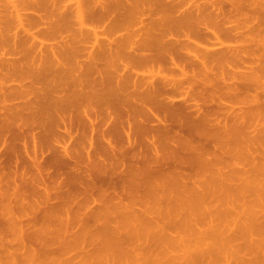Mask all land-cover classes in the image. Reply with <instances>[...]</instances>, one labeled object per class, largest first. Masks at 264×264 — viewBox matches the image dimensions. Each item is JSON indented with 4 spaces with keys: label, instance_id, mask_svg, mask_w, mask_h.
I'll return each instance as SVG.
<instances>
[{
    "label": "rangeland",
    "instance_id": "obj_1",
    "mask_svg": "<svg viewBox=\"0 0 264 264\" xmlns=\"http://www.w3.org/2000/svg\"><path fill=\"white\" fill-rule=\"evenodd\" d=\"M77 3H80L81 5L83 4L82 11H84L82 12V15L85 21V27L83 28L80 26L82 23L79 21L78 16H76L78 15L76 13ZM75 4L76 6L74 7L73 5ZM163 37L170 45L171 41H174L175 43L177 42L176 45H173L176 48L175 50L174 48H170L175 51V53H171L172 56H168L170 55V52H164L161 54V51L156 50L151 53L150 50V52L146 50V47L144 46L145 44L150 43V46L151 42L153 43V39L160 41ZM97 39L98 41L100 40V43L98 42L97 44L99 45L98 48L94 43V40ZM148 39H151V42ZM163 40L162 43L161 41L160 43H164V48L168 51V46L170 45L167 46ZM120 42H124V44L121 45ZM158 43L154 40L153 45ZM222 43L223 46H228V48L223 47L225 48L224 50L227 49L230 52L228 53L226 50L224 56L227 55V58H225L226 56H223L225 59L222 58L223 60H221L220 58V61L217 62L214 58V54L222 52ZM42 44L45 45L43 46ZM107 44H109L113 51H110L107 56H104L103 49H108L109 46L105 47L103 45ZM111 44L114 46L112 47ZM141 44L144 46L143 48H145L143 51H148L146 52L148 55L156 54L155 52L160 53L159 56L157 55L158 53L155 55L157 56V60L155 59L156 61L160 58V61H158L159 65L157 62L155 63L158 65L156 68L154 64L150 62H148V64L151 66H146L148 65L147 63L144 65L132 63L133 59L129 55L130 53L132 54V51L135 52V50H138L136 52H139L138 54L143 52L141 51ZM122 46H125L128 49H125V47L121 48ZM138 46L140 47L138 48ZM149 46H147V48H149ZM150 47L152 48V46ZM95 48L96 50H94ZM198 48H201L202 50ZM204 49L206 50L205 53L209 54L210 57L213 55L212 57L216 62L211 63L212 61L209 60L210 62L208 64H211L212 68H209V66H207L208 64H206V66H202L203 69L200 66L196 70L195 66V71L192 70L195 73H198L201 78L202 75L200 74L202 73L203 79L206 76H209L207 81L206 79L205 81L198 79L196 84L201 82V85L204 84V87H206L205 89L209 88L210 92L209 94L207 92L208 90H205L202 87L205 93H207L205 94L204 91L202 92V96L203 94L207 96L205 98L197 96V93H195L197 99L198 97H201V99H198L202 101L201 106L200 101L197 105L201 108L199 114L200 116L203 115V118L197 113L193 118L196 117L197 121L199 120L198 122L203 121L202 125L204 120L205 122L206 120L212 122H209V124L208 122H206L207 124L204 123L208 127L204 125L203 127L205 129L202 127L203 129L201 131L203 133L201 136L209 132V134H207L208 136L210 135V137L207 138V135H205L204 138L201 137L203 140L199 139L200 143L199 141L197 143L198 139L196 136L198 135L194 136L192 134L193 137H196L194 142L197 144L194 143L196 145H193L192 143L193 147H196L193 149L196 152L190 151L189 148H184L183 153L181 152V155L179 154L180 157L175 150H178L179 148L177 147L178 140L175 142V144L177 143L176 148L174 143L171 144L172 139L171 142L165 140L168 143H165L164 145L161 143L163 140L160 141L161 138L158 137L161 146L167 147L170 143L169 146L171 150L173 149L176 151V154H167V151H170V149L168 150L169 147H167L166 154H164L168 156L175 154L177 157L175 155V157L169 156L172 159L168 160L167 156V158L165 157V161H168L166 162L169 166L173 164V167H178L179 169H177V171L180 172L182 170L183 173L182 171L181 173L185 174V176L187 175L188 178L186 176L180 180L179 184L176 183L177 181H175V177L177 176L175 172H172L175 168L172 170V167H169L166 163L167 166L164 168H169L170 171L172 170L171 174L173 173V177H171L172 180L175 179V182L170 181L171 174L168 171V174L164 177L167 176L168 178L169 175L168 179L170 180L158 175L161 177H157L160 182H157V179L152 181L150 179V182L143 185L137 182L141 184V186H139V184L132 182L127 177H124L125 179H120L123 176H118L117 174L123 170L122 168L121 171L118 170L117 174L115 173L116 175H113L115 178L111 177L109 179L113 180L119 177L117 184L114 183L117 180L113 181V184H116L117 188L113 189L110 187L112 189H107L109 193L106 192V195L112 196V200L110 197L109 199L113 203L115 202L116 204H119V202L122 201V206L124 207L117 208L118 210H115L114 208H110V210L107 209L108 213L105 215L101 213V216L99 215L101 209H99L98 214L96 213V219L100 216V220H96L91 215L89 216L92 218L82 215H88V211L84 210L85 206L90 205L92 208V205H94L93 208L97 206L98 209V206H100L101 203L95 202L98 198L96 200L92 198L91 192L93 193L94 189H91V191L89 189L90 193L86 192V190H83L82 192L84 186H79L81 185L79 184L80 182L76 184L77 186L74 184V182H77L76 177L78 175L87 174L88 171V175L92 174V176L91 178H86L87 182H92V179L100 180V178L107 174L101 176L102 173L99 169H102V167L100 166L98 168V163H94L91 158L88 159L87 155H84L85 157L83 155V157H79V160H81L78 163L80 164L77 163L75 169H73L75 160L68 156H64V162L62 161L63 165L61 162L55 164L54 161H51L53 160L54 152L49 149L46 150L45 148V150H43L42 148L44 145L41 144L43 141H39V139H36L35 141L34 138L33 140L32 134H34L35 131L37 133L41 132L42 129L45 128L44 125L50 122L49 119H58V116L62 114L65 118L67 117L68 121H71L77 119V116H79L78 118L83 116L82 118L87 119V116L85 115L86 113L90 116H96V110H99L98 112L104 114L107 111H111L113 108H115L114 110L118 109V113L121 109L125 111V104L128 103L129 100L130 103H136L135 98L129 96V94L131 95L130 92L126 93V99L125 93H121L125 84H123L124 86L121 85L122 88L118 90V95L120 94L119 97L122 95L121 99L123 100L118 98V101H116L114 99L117 103L121 101L119 103L120 105L116 104V102L114 103V100L111 101V95L115 93L117 94V92H114L115 89L113 88H116L114 86H117V83H115L117 82L116 79H119L120 81V75L132 71V74L137 73L139 77L143 76L144 78H146L147 75L150 76L148 78H151V76L153 77L154 75L155 77L152 79H158L157 81L162 77L168 76L170 78L171 75L169 74L171 72L173 73L176 70L179 72V69L184 71V67L186 69L187 65L190 66V59L188 61L186 56L190 57L193 54H202ZM213 51H215V53H213ZM92 52H95V55L97 53L103 55V57L101 56L102 58L100 57L101 61L97 59V55V60L95 59L97 62L95 60V62H93L95 57L93 58V56L90 55ZM145 52L142 54H145ZM110 53L114 54L111 55ZM88 55H90V58L92 56L91 62V59H88ZM173 55L176 62L173 61ZM162 56H165V58L167 57L168 59H166L168 61L163 59L164 57L162 58ZM170 57L172 59H170ZM213 58H211V60H213ZM133 65L135 67L131 68ZM168 67L170 68V71ZM157 68L158 70L156 71ZM194 68L192 66L190 69ZM204 68H209L208 70H211L208 72V70H204ZM159 69L161 70V73L159 72ZM190 69L188 68L187 71ZM199 70L204 71L201 72ZM140 74L142 76H140ZM117 75L120 78H118ZM160 75L163 76L160 78ZM226 78L227 80H225ZM204 82L208 83L205 84ZM196 84L194 85L197 87ZM211 85H213V88ZM128 86H130V84H128ZM191 86L188 85L186 88L189 89L188 87ZM76 87L77 90L86 91V94L91 93V96L109 94V100L107 98L109 102L104 104L106 100H102V98L101 100L104 101L103 103H100L97 100L100 103L99 105L96 103V100H92L88 105L86 104L87 106L85 105L81 109L80 105L82 103L78 105L79 103L77 102L78 104H76L75 102L82 112L73 111L75 113L71 114L69 117L68 113H65V111L68 112L70 108H67L68 110H66L64 105L68 100L64 101L63 97L66 99L70 94L72 96L74 91L75 93H79V91L75 90ZM81 87H84V89L81 90ZM186 88L184 87V90L182 89L180 92H191V90L195 89L190 88L187 90ZM86 89L88 91L90 90V92H87ZM117 89L118 87L116 90ZM199 89H201V87H199ZM213 90L215 92H213ZM20 92H23L24 94ZM192 92L194 93L195 91L193 90ZM19 93L23 95H20ZM193 93L191 95H193ZM216 93L221 95L220 100L219 95L217 97ZM11 94L13 95L10 96ZM4 96L6 97L4 98ZM71 96L67 99L71 98L69 101L72 102L74 96L77 97V95L74 94L73 97ZM186 96L187 94L185 97ZM102 97H104V95ZM8 98H10V103ZM22 98L26 99H23L24 101H22ZM104 98H106V95ZM181 99L182 98H179L177 102H181ZM76 100L77 99L73 100V102ZM27 101H30L33 104L31 103L30 106L28 105L29 103L25 104ZM13 102L16 104H22V102H24V106L28 105L29 107L26 106L25 109L19 107L21 106L19 104V106H14L16 112L10 111L11 108L9 107L8 111L10 112H5V107L6 110L7 106H10L11 104L13 107ZM68 102L66 105L71 106V103L69 104ZM5 104L7 106H5ZM0 106V116L2 118L4 117V112L9 115L14 112V116L12 115L14 117L13 121H11L13 119L10 117L11 115L8 116L5 114V116H8H6L7 120L8 118L10 120L8 121L9 124L11 123L10 127L14 124L13 122H15V120L19 122L17 126H12L9 130L7 128L9 127L8 124L5 132L1 133L4 124H7V120L5 117V120L3 119L1 121L2 118L0 117V121L2 122H0V124L1 127H3H0L2 129H0V133L3 137L2 139L0 135V139L3 141L0 140V178H2V176L4 178L5 176L7 181L9 179L7 182L6 180L3 181L2 178L1 180L3 182H0L2 187L5 186V188L0 186L1 190L3 189L2 191L0 190V192H2L0 196L3 197H0V202H3L0 203V264H264V0H0ZM61 106L65 109L61 108ZM73 107L75 108V105H72L70 111ZM182 108L184 110L186 106H183ZM140 110L142 109L140 108ZM148 110L149 109H147L146 114V110L141 111V113H144L141 114L144 117H142L143 120H145V117L148 118L149 115H153V113L151 114L152 110L151 112ZM188 111H191L190 113H192L195 112V109ZM188 111L186 110L187 113ZM138 112L136 113L138 114ZM16 114L17 117L15 118ZM122 114L124 115L123 111ZM139 114L137 115L138 121L135 119V114L132 118L134 120L131 121L129 126L127 125L128 127L126 126V129L129 127L133 128L136 134V131H138L136 129H139L138 133L140 134V128H138L137 125L142 121L139 120ZM112 115L114 116H112V120L110 119V121H108V126H110L111 121L117 119V115ZM206 115H210L214 120L211 119V117L208 118ZM124 116H126V114ZM125 118L124 121L127 120H125ZM193 118H190L191 123L193 120L196 121V119ZM55 119H53L55 122L58 121ZM34 120H36V122ZM53 120L50 124L53 126L55 124L53 128L51 127L54 130L57 129V125L56 123H53ZM26 121H28V123H24L22 128L19 129L21 124H23L22 122ZM167 121V123L164 122V124L161 123V125H170V128L173 125L174 127L170 130V136H166L168 139L182 137L180 139L181 142H185V140H183L184 138H186V141L187 138L189 141L193 139L192 136L190 137L191 132H189V129L187 128V124L189 125V123L186 124L187 120L184 121V125H186L185 127L177 126L179 123L174 125L176 122L174 120L173 124H171L172 119L170 122V119L167 118ZM43 122L45 123L44 125ZM36 124L39 126L37 127ZM50 124L48 125L50 126ZM192 124H194V122ZM32 125L34 128L37 127L38 131L35 130L31 134L30 131L32 130ZM60 125L63 124L61 123ZM40 127L42 128L41 131H39ZM29 128L31 130H28ZM191 128L194 129V126ZM24 129L25 131L27 129V132L29 131L28 134L30 133L29 136L31 137L26 135L29 139L23 135L25 133ZM203 130H205L206 133H204ZM14 131L16 132L14 133ZM27 132L25 134H27ZM152 132H150L151 135H149L151 141L152 138H154V132ZM21 133L22 135L20 136H24L22 139L21 137L18 138ZM144 133L145 132L142 131V135L139 136L143 139H140L139 137L136 138L138 139V145L143 144V146H146L144 144H147V146L144 147L146 151L151 142L148 139V134L150 133ZM219 133L221 134V138H218L220 135ZM116 134L118 135L114 134V136L117 138L119 147L121 148V146H123L128 149L130 144H127V138L124 134L122 135L120 133V136H124L121 137L120 140L119 133ZM139 134H137V136ZM143 134H147V137H142L144 136ZM159 134L163 136V131L159 132L158 135L155 134V138L160 136ZM164 135H166V133ZM132 136L134 135L132 134ZM216 137L218 138V144ZM25 138L28 140H25ZM134 139L135 138H133V140ZM137 139H135V141ZM122 140L124 142H122ZM201 141L206 147H203L204 145ZM24 142H27V144L29 143L30 145L27 146ZM34 142L37 145H35ZM69 143L71 144V142H68L67 144L70 145ZM98 144L99 147L100 144L102 146V144H106V142L100 141ZM134 144H136V142ZM68 145L65 146L68 147ZM157 145H159V143ZM18 146L20 148H18ZM201 146L205 150L208 146L209 149H207L209 151L203 150ZM14 147L20 155L14 150ZM197 147H199L198 149L201 150V153H207L204 155V157H207L205 159L216 164L217 169L213 164V169L210 167L212 171L206 169V165L204 166L205 168L202 165L198 166L199 164L197 165L198 169L195 167V164L197 163L191 159L195 157L194 153L199 155ZM180 148L179 150L182 151ZM35 149L36 154H39L37 157ZM38 149H41L43 152L41 150L37 152ZM73 150L74 147L73 149L70 147V151ZM130 150L131 147L127 150V154L124 155L121 153L123 156L119 154V157H121L120 161L113 164L114 168L119 167L123 160L124 162L125 160L127 162L130 160L131 162L135 161L136 158L133 157V154L131 152L129 154L128 152ZM173 150L172 152H174ZM15 151L17 156L13 153ZM28 151L29 154L31 153L30 155L28 154ZM32 151H34V153ZM123 151L125 150L123 149ZM148 152L147 154H144L153 157L151 151L149 153L151 155H149ZM161 152L163 151L161 150ZM209 152L210 156L208 155ZM33 154L36 159L39 158L38 160L40 163H31L34 162L33 160L31 161V159L35 158L33 157ZM131 157L132 159L134 158V160H132ZM175 158H178L177 160L181 158V161L179 160L176 162L174 160ZM140 160L141 159L139 158V161ZM137 161L138 160L136 159L135 162ZM174 161L176 162L175 164ZM192 162H195V164L192 165ZM30 164H32V169L29 167ZM127 165L125 164V166ZM27 166L28 170L30 169V172L25 170ZM34 166L38 167V169ZM145 166H147V164L144 165V163H142V167L144 168ZM153 166L154 164H152V167ZM40 167L42 168L39 169ZM111 168L112 166L110 169ZM146 168L147 167L144 169ZM40 170H44V172H41ZM23 171L29 174L34 173L31 175L33 178L27 175V177H25L26 173L24 174ZM109 171L111 170L108 169L107 172ZM41 173L43 174L40 176ZM35 174H37L36 177H34ZM95 176H99L100 178H94ZM12 177L17 181L15 180L14 182ZM34 179H36V181ZM33 180L38 183V186L37 184L35 185V183L33 184ZM43 180H45V183H42ZM120 180H123L122 184H119L121 183ZM181 181L182 183H185L182 184ZM23 182L28 183L24 184ZM111 182L112 181H109V185L105 187L108 188ZM162 182H164V184ZM17 183V186H10L11 184L15 185ZM47 183L48 185L50 184L54 190L50 186L45 185ZM100 183L101 182L98 183V187H100ZM154 183H156V185ZM147 184H150V186ZM54 185L56 187H54ZM154 185L157 187H151ZM46 186L52 190L51 196L49 195L50 190L45 191ZM59 186L60 189L62 188V192H67L68 189V191L71 190L74 196L71 194V196H73L70 198L71 200H59V202L57 199H54L55 201H51L53 205L56 203V206H60L63 202L64 205L67 204V207L66 205L64 207L65 210H62L63 213L59 210L61 208L63 209V207L59 206V208H55L56 210L54 209L56 213L53 209L47 211L46 208L50 207L49 205H52L47 196L55 198L57 196L55 194L59 193L57 190L60 191ZM72 186L74 190L71 189ZM10 187H14L13 190L10 189ZM17 187V190H19L20 193L16 190ZM30 187H32V189ZM26 188H29L28 191L33 192V194L26 191ZM33 188L36 189L37 192L42 189L39 193L44 197H40L41 195L36 193V190ZM75 188L77 193L75 192ZM23 189L26 192H24ZM95 189L97 190V188ZM114 190L116 191L114 192ZM153 190H157V192H154ZM12 191L16 193L14 194ZM27 192L29 195L32 194L33 196L30 195V197L27 198L29 196L26 194ZM46 192L48 195L44 194ZM94 192L96 193V191ZM34 195L36 198L40 195L37 198L38 201L35 199ZM97 195L94 196L97 197ZM19 196L24 199L26 197L27 200H23ZM77 196L81 197L78 198ZM115 196H119L117 197L118 199H113ZM33 197L34 201H30ZM45 197L47 198L45 199ZM107 197L108 196L105 198ZM39 198H41L40 202ZM73 198H76V200ZM90 199H93L94 202ZM82 200H85L88 203L84 202V205ZM19 201L22 204L19 203ZM36 201L41 204L44 203V205L37 208L35 206L37 204ZM47 201L49 203H47ZM79 201H82V205L77 206ZM31 202H33L32 206ZM13 203L16 204V206ZM69 204L73 207L70 208ZM32 207L36 210L30 209ZM16 208H18L17 211ZM70 209L72 213L68 212ZM74 209L75 211L77 210V213L75 211L73 212ZM66 210L70 216H67ZM79 210L80 212H78ZM20 211L27 212V215H24L25 213L21 212V216ZM16 212L18 215L20 214L19 217L22 219L18 217ZM57 212L58 215H56ZM75 213L80 216L81 219H79V217L77 218ZM72 214L75 217H73ZM23 215L25 216L24 218ZM16 216L18 218H16ZM67 217H71L72 219H68ZM83 217L85 218L84 220H82Z\"/></svg>",
    "mask_w": 264,
    "mask_h": 264
},
{
    "label": "bare ground",
    "instance_id": "obj_2",
    "mask_svg": "<svg viewBox=\"0 0 264 264\" xmlns=\"http://www.w3.org/2000/svg\"><path fill=\"white\" fill-rule=\"evenodd\" d=\"M79 1V0H78ZM81 4L80 3H77V6H76V4L75 5H73L74 7L76 6V13L78 14V15H76V16H78V18H79V21L82 23V25H80V26H82V28L83 27H85L84 25H85V21H84V19H83V15H82V12L84 11H82V6H83V4L80 6ZM72 8V7H71ZM73 9V8H72ZM73 11H75V10H73ZM18 15V14H17ZM22 16V15H21ZM82 16V17H81ZM20 18V17H19ZM18 18V19H19ZM80 23V24H81ZM86 27H87V25H86ZM85 29V28H84ZM152 39V38H151ZM151 39L149 40L150 42H151ZM164 39V40H163ZM163 39H160V41H161V43H162V40L165 42V44H167V46L168 45H170L169 44V42L167 43V41H165V38L163 37ZM154 40H155V42H159L158 44H155V45H153V43H154ZM157 39H153L152 41H153V43L151 42V45L150 46H152V48L149 46V44H145L144 46L146 47V50H150L151 51V53H152V51L154 52V51H161L162 53L161 54H163L164 52H170L169 54L170 55H168V56H172V54L171 53H175V47L173 46V45H176V43L174 42V41H171L170 43H171V45H172V47H171V45L170 46H168V48H169V50L168 51H166L165 50V46H164V43L163 44H161L160 43V41H156ZM95 42V45L97 46V48H98V46L99 45H97L98 44V42L100 41H98V39L97 40H94ZM97 41V42H96ZM147 41V40H146ZM100 43V42H99ZM121 43V42H120ZM144 43V42H143ZM142 43V44H143ZM173 43V44H172ZM101 44H102V42H101ZM124 44V42L123 43H121V45H123ZM142 44H141V46H142ZM159 44H161V45H159ZM221 44V43H220ZM219 44V45H220ZM43 45V44H42ZM45 45V44H44ZM43 45V46H44ZM119 45V44H118ZM149 46V48H147V46ZM158 45V46H157ZM163 45V46H162ZM217 45V44H216ZM218 45V46H219ZM103 46H109V44H107V45H103ZM111 46H112V44H111ZM114 46V45H113ZM112 46V47H113ZM117 46V45H116ZM135 46H136V44H135ZM144 46H142V48H141V51H143L145 48H143ZM153 46H155V47H153ZM125 46H122L121 48H124ZM140 46H138V48H139ZM222 48L223 47H226V48H228V46H223V43H222V46H221ZM170 48H174V50L173 49H170ZM220 48V47H219ZM222 48H220V49H222ZM112 48L109 46L108 47V49H103V54H104V56H107V54H109V52L111 51H113V50H111ZM125 49H128L127 47H125ZM198 49H201V48H198ZM225 48H223L222 49V52H219V53H217V54H214V58H215V60L218 62V61H220V58H221V60H223V59H225V58H227V55H225L224 56V52L227 50H224ZM94 50H96V48L94 49ZM135 50V49H134ZM140 50V49H139ZM165 50V51H164ZM172 52H171V51ZM202 50V49H201ZM215 50H219V49H215ZM121 51H122V49H121ZM120 51V52H121ZM138 51V50H137ZM136 50H135V52H133L132 51V54L130 53V57H132V59H133V61H132V63H135V64H137V63H139V64H142V65H144V64H148V62H150V63H153L154 64V66H155V68L159 65L158 64V61H160V58L158 59V61H156L157 60V56H155L158 52H155L156 54H150V55H148V54H146V52H148V51H143V52H141L140 54H138V53H136L137 52ZM149 51V52H150ZM205 49H204V52H202V54L200 53L199 55H191L190 57H187L186 56V59H188V61H189V59H190V61H189V63H191V64H189L190 66H188L187 65V67L190 69L192 66H193V68L196 66V70H197V68L198 67H202V66H206V64H208L210 61H212L211 63H213V62H216L215 60H214V58L212 57L213 55H211V57L209 56V54H207V53H205ZM210 51V50H209ZM232 51V50H231ZM100 52H101V49H100ZM145 52V54H142V53H144ZM226 52H230V51H226ZM123 53V52H122ZM134 53H135V55H134ZM196 53V52H195ZM213 53H215V51H213ZM223 53V54H222ZM94 54V55H93ZM111 54V53H110ZM112 54H114V53H112ZM111 54V55H112ZM117 54H118V52H117ZM125 54V53H124ZM159 54L160 53H158L157 55L159 56ZM220 54H222V55H220ZM90 55H92L93 56V62H95L97 59L99 60V61H101V58L103 57V55H99L98 53L95 55V52H92V53H90ZM90 55H88V59L90 58ZM98 55V56H97ZM127 55H128V53H127ZM175 55V54H174ZM174 55H173V61L174 62H176L175 60H174ZM216 55V56H215ZM92 56H91V60H90V62L92 61ZM96 56L98 57L97 59H96ZM102 56V57H101ZM125 56H126V54H125ZM223 56L225 57V58H223ZM101 57V58H100ZM128 57V56H127ZM164 57V58H163ZM100 58V59H99ZM162 58L163 59H166L165 58V56H162ZM161 58V59H162ZM211 58H213V60H211ZM218 60H217V59ZM223 58V59H222ZM230 58L232 59V57L230 56ZM96 59V60H95ZM156 59V60H155ZM168 59V58H167ZM166 59V60H167ZM170 59H172L171 57H170ZM95 60V61H94ZM131 60V59H130ZM210 60V61H209ZM152 61V62H151ZM168 61V60H167ZM92 62V63H93ZM97 62V61H96ZM157 62V64L158 65H156L155 63ZM173 62V63H174ZM161 64V63H160ZM172 64V63H171ZM170 64V65H171ZM150 64H148V65H146V66H149ZM167 65V64H166ZM173 65V64H172ZM175 65H176V63H175ZM151 66V65H150ZM153 66V67H154ZM168 66V65H167ZM174 66V65H173ZM207 66H209V68H212L211 66V64H208ZM133 67H135L134 65L131 67V68H133ZM186 67V69H185V67H184V71H181L180 69H179V72H178V70H176V71H174L173 73L175 74H173L172 72L169 74V75H171L170 76V78L167 76V77H162L163 75H160V78L161 79H159V81H157L155 78L154 79H152L153 77H155L154 75H153V77L151 76V78H148V77H150L149 75H147V77L146 78H144L141 74H140V76H142V77H139L138 75H137V73L136 74H132L133 72L132 71H130V72H128V73H124V74H122V75H120V77L118 76V78H120V81H119V79H116L117 78V76H116V80H117V82H115V83H117L116 85L117 86H114V87H118V89L116 90V88H113V89H115V91L114 92H117V94L115 93V94H113V95H111V101L112 100H116V101H118V98H120V100H123V99H121V96L119 97V95H118V90H120V88H122L121 87V85H123V84H125V87H123V90H122V94H124L125 93V95H126V93H131V95L129 94V96L130 97H133V98H135V100H136V103H130V100H129V102L128 103H126L125 104V102H124V104L126 105H124L125 106V111L124 110H122L123 112H124V115L126 114V116H124L123 114H122V111H121V113H120V111H119V113H118V109L117 110H114L115 108H113L112 110H114V111H107L105 114L104 113H100V112H98L99 110H96L97 112V115L96 116H94V115H92V116H90V115H87V113L86 112H84V113H86L85 115L87 116V119H84V118H82V117H80V118H78L79 116H77L76 118L77 119H75V120H71V121H68L67 120V117L65 118L64 116H63V114L62 115H60V116H58V117H56V118H58V119H55V118H53V119H55V120H58V121H54L53 119H49V121L50 122H48V120H47V122H48V124H50L51 122H52V120L54 121L53 123H56V127H57V129H52L54 126H55V124H54V126L53 125H51L50 124V126L48 125V124H45L44 122H43V125L45 126V128L44 129H42L41 127H40V130L39 131H41V129H42V131L41 132H36L35 130H37L38 131V126L40 125L39 123V125L38 124H36L37 125V127H35L34 128V126L32 125L31 126V128H32V130L29 128L28 130H31L30 132H31V134L34 132V134H32V139L34 138L35 139V141H36V139H39V141H43V143L41 142V144H43L44 146H43V150H47V149H49V150H52L53 152H54V155H53V160H51V161H54V163L55 164H58V163H62V165H63V158H64V156H68V157H70L71 159H73V160H75L74 162H75V164H74V168L73 169H75V166L77 165V163L81 160H79V157L81 158V157H83L84 155H87V157H88V159H92L93 160V162L94 163H98L97 164V166H98V168L101 166L102 167V169H99V171L102 173V175L101 176H103V175H105V174H107L106 176H103L102 178H100L99 176H95L94 178H96V177H99L100 178V180H96V179H92V182H94V183H92V182H87V179L86 178H88V177H90L91 178V176H92V174L91 175H88L89 174V172L87 171V174H82V175H76L77 177H76V179H77V182H74V184L76 185L78 182H80L79 184H81V185H79V186H84V188L82 189V192H83V190L85 191L86 190V192H88V193H90L89 192V189H90V191H91V189L93 190V193L91 192V196H92V198H94V200H96L97 198V200L95 201V202H100L101 204H100V206H98V209H97V206H95L94 208H93V206L94 205H92V203L90 202V204L92 205V208L90 207V205H88V206H85L84 207V202H86L85 200L83 201V207H84V210H87L88 211V215H86V214H82V215H85V217H88L89 215H91L93 218H97V214H98V210L99 209H101L100 210V213H99V215L101 216V213L102 214H106V213H108V210L107 209H109L110 210V208L112 209V208H114L115 210L118 208H122V207H124V206H122L123 205V203H122V201H120L119 202V204L117 203H113V202H111V197L112 196H110V195H106V192L107 193H109V191L107 190V189H109L110 187H112L113 189H115V188H117V183H118V178L117 179H113V180H109L111 177L112 178H115V177H113V175L116 173L117 174V172H118V170H120L121 171V169L123 168V170L121 171V172H119L117 175L119 176V175H121V176H123L122 178H120V179H123L124 177H127V178H129L132 182H139V183H141L142 185L143 184H145V183H148V182H150L149 180L151 179V181L152 180H156L157 179V177L158 178H161V177H163V178H166V179H168L169 178V175H168V178H167V176L166 177H164L165 175H167L168 174V171L170 172V174H171V171L172 170H174V168H175V170L177 171V169H179L178 167H173V164L172 165H170L169 166V164L165 161V159L167 158V156L168 155H165L166 154V148L167 147H169L168 148V150L170 149V151H167V154H171V153H175L176 154V151H177V154L179 155H181V152L183 153V151H184V148L185 149H188L189 148V150L190 151H194V152H196L195 150H193L194 148H196V147H193V145H196L197 143H198V141H199V139H202L201 137H203L204 138V136L205 135H207V138L208 137H210V135L208 136V134H209V132H205V130H203L204 131V133H206L205 135H202L201 136V134H203L201 131H202V129L204 128L203 126L204 125H206L207 123L206 122H208V124H209V122H211V121H209V120H206V122H205V120H204V123H206V124H204L203 123V125H202V122H198L197 121V119H196V117L195 118H193L194 116H195V114L197 113V114H199L200 113V111L199 110H201V108H199L200 106H201V100H198V99H201V97H207V96H205V94H207V93H205V91H204V89L206 88V87H204V84H202L201 85V82L200 83H197L196 84V82H198L197 80L198 79H200V80H202V81H205V79H206V81H207V79L209 78V76L207 77H205L204 79H203V74L201 73L202 71H204V70H208L209 68H204V70H199V71H201L200 73V75H202V78L199 76V74L198 73H195L194 71H195V68L194 69H190V70H188L187 71V68ZM152 68V67H151ZM159 68V67H158ZM158 68L156 69V71L158 70ZM160 68H161V66H160ZM168 69H169V71H170V68L168 67ZM182 69V68H181ZM200 69V68H199ZM202 69H203V67H202ZM172 70H174V69H172ZM192 70H194V71H192ZM211 70V69H210ZM210 70H208V72L210 71ZM214 70V69H213ZM192 71V72H191ZM159 72L161 73V70L159 69ZM176 72V73H175ZM197 72V71H196ZM208 72H206V73H208ZM205 73V72H204ZM213 73V72H212ZM173 74V75H172ZM210 74H211V72H210ZM210 74H206V75H210ZM124 75V76H123ZM174 76V77H173ZM171 77H173V78H171ZM230 79V78H229ZM225 80H227V78L225 79ZM209 81V80H208ZM229 81V80H228ZM119 82V83H118ZM114 83V84H115ZM192 83H194V84H196L197 85V87L194 85V84H192ZM205 84H207L206 82H204ZM128 84H130V86H128ZM188 85H192L191 87H188L189 89L190 88H192L193 87V85H194V87L193 88H195V89H193L195 92L193 93L192 91L193 90H191V92L193 93V95H191L192 93L189 91H183V93H181L180 91H182V89L184 90V87L186 88V86H188ZM120 86V87H119ZM124 86V85H123ZM201 87V89H199V87ZM206 86V85H205ZM215 86V85H214ZM78 87V86H77ZM77 87H76V91H79V93L78 92H76L75 93V91H74V93L72 94V96H71V92L69 93L70 95L69 96H71V97H73V95L75 94V95H77V97L76 96H74V98H73V100H75V99H77L76 101H74L73 102V100H72V102L71 101H69V100H71V98H69V99H67L69 96H67L66 97V99H64V97H63V100L64 101H67L69 104L71 103V106H68V105H66L67 104V102H62L61 100V102L62 103H64V105H65V108H66V110H68L67 108H70L71 109V107H72V105H75V108L73 107V109L70 111V109H69V111L68 112H66L65 111V113H68V115H69V117H70V115L71 114H74L75 112H78V111H81L80 109L81 108H83L86 104L88 105L89 103H90V101H92V100H96V103L97 104H99L100 105V103H103L104 101H102V100H106L105 102H104V104H107L109 101V97H110V95L109 94H103L104 95V97H105V95H106V98H104V97H102L103 95H100V96H98V95H94V96H91V93H85L86 91H80V90H77ZM204 89H203V88ZM211 87L213 88V85H211ZM229 87V86H228ZM125 88V89H124ZM84 89V87L82 88L81 87V90H83ZM88 89V88H87ZM86 89V90H87ZM112 89V90H113ZM187 89V88H186ZM189 89H187V90H189ZM199 89V90H198ZM111 90V91H112ZM205 90H208L207 92L210 94V92H209V88L208 89H205ZM212 90V89H211ZM198 91V92H197ZM204 91V93L205 94H203V96H202V92ZM24 92V91H23ZM23 92H20V93H23ZM73 92V91H72ZM82 92V93H81ZM84 92V93H83ZM87 92H90V90L88 91L87 90ZM114 92H112V93H114ZM124 92V93H123ZM213 92H215L214 90H213ZM19 93V94H20ZM81 93V94H80ZM195 93H197V96H201V97H198V99H197V96H196V94ZM18 94V93H17ZM24 94V93H23ZM23 94H20V95H23ZM78 94H79V98H78ZM187 94V96L185 97V95ZM217 94V93H216ZM13 94H11L10 96H12ZM19 95V96H20ZM93 95V94H92ZM118 96V97H116V96ZM124 95V96H125ZM195 95V96H194ZM218 95H219V100L221 99V95L220 94H217V97H218ZM96 96H97V98H99V99H97L96 98ZM115 96V97H114ZM128 96V97H129ZM6 96H4V98H5ZM15 97V96H14ZM18 97V96H17ZM16 97V98H17ZM114 97V98H113ZM196 97V98H195ZM210 97V96H209ZM215 97V96H214ZM13 98V97H12ZM103 98V99H102ZM107 98H108V100H107ZM127 98V95H126V97H125V99ZM179 98H182L181 99V102H177V100H179ZM211 98V97H210ZM17 99H19V98H17ZM23 99H26V98H22V101H24ZM62 99V98H61ZM102 99V100H101ZM131 99V98H130ZM100 102H98V101ZM113 101L114 103L116 102V101ZM119 100V101H120ZM205 100V99H204ZM214 100V99H213ZM6 101V100H5ZM8 101H9V103H10V98H8ZM7 101V102H8ZM111 101H110V103H111ZM128 101V100H127ZM199 101H200V106L199 105H197V104H199ZM222 101V100H221ZM221 101H220V103H221ZM75 102H76V104H78V105H80L81 103V105H80V109H79V106L78 105H76L75 104ZM78 102V103H77ZM112 102V103H113ZM121 102V101H120ZM119 102V103H120ZM132 102V101H131ZM195 103V105H194V103ZM198 102V103H197ZM214 102V101H213ZM24 102H22V104H20L21 106H19V104H16L15 102H13V107H12V104L10 105V104H8V105H10V106H7L6 104H5V106H7V110H6V107H5V112H10V111H14V112H16V110L14 109V106H19V107H22V108H25L26 109V106L27 107H29L30 106V104L32 103V102H25V104H27V103H29L28 105H26V106H24V104H23ZM119 103H117L116 102V104H119ZM123 103V102H122ZM130 103V104H129ZM190 103V104H189ZM192 103H193V105H192ZM217 103V102H216ZM3 104V103H2ZM33 104V103H32ZM61 104V103H60ZM115 104V105H116ZM218 104V103H217ZM23 105V106H22ZM86 105V106H87ZM110 105V104H109ZM114 105V106H115ZM120 105V104H119ZM66 106H68V107H66ZM112 106V105H111ZM183 106H186V108H184V110H183ZM1 107V106H0ZM8 107L9 108H11V109H14V110H11L10 109V111H8ZM77 107H78V110H77ZM122 107V106H121ZM4 108V107H3ZM3 108H2V110H3ZM16 108H18V107H16ZM61 108H64L63 106H61ZM64 108V109H65ZM100 108V107H99ZM140 108L142 109V110H146L145 111V114H146V112H147V109H149L148 111H150L151 112V110H152V112H151V114L153 113V115L152 116H150L149 115V119L147 118V117H145V120H143L142 119V117H143V115H141L142 113H141V111L142 110H140ZM199 108V109H198ZM110 109H111V107H110ZM124 109V108H123ZM133 109H135V110H133ZM137 109V110H136ZM140 111H139V110ZM188 111V110H192V109H195V112H192V113H190L189 111H188V113L186 112V110ZM196 109H198V110H196ZM77 110V111H76ZM108 110V109H107ZM73 111H75V112H73ZM140 112V114H139V112ZM4 112V117L2 118L1 116V121L8 115V116H10V117H12L13 119L11 120V121H13L14 120V112L11 114L10 113V115L9 114H7V113H5ZM73 112V113H72ZM82 112V111H81ZM114 112V113H113ZM136 112H138V114H139V120H142L141 122H143V123H141L140 122V124H138V125H140V126H138L137 125V127L138 128H140V134L138 133L139 132V129H136V130H138V131H136L137 132V134H139L138 136H137V134L134 132L135 130H133V128H128V129H126V126L128 125H130V123H131V121L132 120H134V119H132L134 116H135V114H136V116H135V119L137 120L138 119V114L136 113ZM209 112V111H208ZM135 113V114H134ZM5 114H7L6 116H5ZM76 114H78V113H76ZM112 114H115V116L117 115V119H115L114 121H111L110 122V126H108V121H110V119L112 120V116H114V115H112ZM122 114V115H121ZM144 114V113H143ZM150 114V113H149ZM188 114V115H187ZM210 114V113H209ZM13 115V116H12ZM19 115V114H18ZM79 115V114H78ZM82 115V114H81ZM7 116V117H8ZM141 116V117H140ZM145 116V115H144ZM199 116H200V114H199ZM206 116H208V118H210L211 116L210 115H206ZM7 117L5 118L6 120H7ZM17 117V114H16V116H15V118ZM125 117H127V118H125ZM201 118H203V115L202 116H200ZM124 118H125V120L126 121H124ZM144 118V117H143ZM167 118H169L170 119V122H171V119H172V122H171V124H173V122L174 121H176L175 123H174V125H176L177 123H181L180 125L179 124H177V126H179V127H182V126H186V125H184L185 124V122L184 121H186L187 120V122H186V124L187 123H189V125L187 124V128L189 129V132H191L190 133V137L192 136V140L191 141H189V139L187 138V141H186V138H184L183 140H185V142H181L180 141V139L182 138V137H180V138H177V137H175L176 138V140H175V138H167L166 136H170V130H172V127H173V125H172V127L170 128L169 126L170 125H164L163 126V124H164V122H168L167 121ZM188 118H189V120H188ZM193 118V119H196V121H194L193 120V122H194V124H192L191 123V119ZM207 118V119H208ZM4 119V120H5ZM182 119H186V120H182ZM211 119H213L212 117H211ZM210 119V120H211ZM45 120V121H46ZM174 120V121H173ZM180 120H182V121H180ZM203 120V119H202ZM214 120V119H213ZM0 121V122H1ZM8 121H10L9 120V118H8V120H7V124L5 125L4 123V128L3 127H1V124H0V127L1 128H3V130H2V132L1 133H4L5 132V130H6V127L8 126V124H9V122ZM29 121H33V120H29ZM35 122H36V120H34ZM138 121V120H137ZM178 121H180V122H178ZM201 121V120H200ZM16 122V123H15ZM15 122H13L14 124L12 125L13 127H15V125L17 126L18 125V121H16L15 120ZM113 122V123H112ZM215 122V121H214ZM214 122H213V124H214ZM2 123V122H1ZM23 124H21V126L19 127V129L20 128H22V125H24V123H28V121H26V122H22ZM58 123V124H57ZM63 124V125H60V124ZM134 123H135V121H134ZM137 123H139V122H137ZM161 123H163L162 125H161ZM212 123V122H211ZM11 124V123H10ZM10 124H9V127H7L8 128V130H9V128H11L10 127ZM150 124H155V125H150ZM212 124V125H213ZM26 125V124H25ZM47 125V126H46ZM192 125V126H191ZM41 126H42V124H41ZM127 126V127H128ZM190 126V127H189ZM194 126V129L193 128H191V127H193ZM207 126V125H206ZM24 127V126H23ZM29 127H30V125H29ZM52 127V128H51ZM118 127H119V129H118ZM136 127V128H137ZM144 129H143V128ZM203 127V128H202ZM208 127V126H207ZM206 127V128H207ZM17 128V127H16ZM25 128V127H24ZM174 128V127H173ZM211 128V127H210ZM13 129H15V128H13ZM59 129V130H58ZM115 129H116V131H115ZM143 129V130H142ZM181 129V128H180ZM205 129V128H204ZM213 129H214V127H213ZM213 129H211V130H213ZM217 129V128H216ZM18 130V129H17ZM16 130V131H17ZM183 130V129H182ZM211 130H209V131H211ZM16 131H14V133L16 132ZM131 131V132H130ZM148 132V133H150V132H152L154 135L156 134V135H158V133L159 132H161V131H163V136L161 135V134H159L160 136H157L156 138H161V140L158 138L157 140H155L156 138H155V136L153 135V137L155 138H152V141L150 140V138H149V135H151V133L150 134H148V139L150 140V146H149V148L145 151V149H144V147H146L147 146V144H144V145H146V146H143V144L141 145V144H137L138 143V137L140 136V135H142L141 134V132ZM156 131H158V132H156ZM175 131V130H174ZM207 131V130H206ZM218 131H219V129H218ZM21 132V131H20ZM24 132L26 133L27 132V129H26V131H25V129H24ZM24 132H22V133H24ZM29 132V131H28ZM28 132H27V134H23V135H28V137H31V136H29L30 135V133L28 134ZM188 132V133H189ZM214 132V131H213ZM1 133H0V135H1ZM22 133L21 134H19V137H18V135H17V137L18 138H20L21 136L20 135H22ZM116 133H119V140L121 139V137H126L127 138V144L129 145L130 144V147H131V150L130 151H128L129 152V154H130V152L133 154V157H135L138 161L137 162H135L136 161V159H135V161H133V162H131V160L130 161H126L125 160V162H124V160L121 162V165L119 166V167H117V168H114L113 166V164H115V162L117 163L118 161H120V158L121 157H119V154L121 155V153L122 154H127V150L130 148L129 146V148L127 149V147H123V146H121V148L119 147V143L117 142V138H115L116 136H114V134L115 135H118V134H116ZM120 133L123 135L124 134V136H120ZM144 133V134H145ZM166 133V135H164ZM173 133V132H172ZM187 133V134H188ZM216 133V132H215ZM18 134V133H17ZM132 134L134 135V136H132ZM143 134V135H144ZM194 136H196V135H198V136H196L197 137V143L196 142H194V140H196V137H193V135ZM211 134V133H210ZM217 134V133H216ZM220 134V133H219ZM218 134V135H219ZM4 135V134H3ZM213 135V134H212ZM211 135V136H212ZM5 136V135H4ZM16 136V135H15ZM165 136V137H164ZM172 136V135H171ZM217 136V135H216ZM221 136V134L219 135V137L218 138H221L220 137ZM1 137H2V135H1ZM22 137H24V136H22ZM22 137H21V139H22ZM27 136H26V138H28ZM137 137V138H136ZM142 137H147V134L146 135H144V136H142ZM164 137V138H163ZM189 137V138H190ZM25 138V140H28V139H26ZM114 139V141H113V139ZM133 138H135V139H137L136 141H135V139L133 140ZM140 138V137H139ZM163 138V139H162ZM218 138L216 137V139H217V144H218ZM2 139H3V137H2ZM2 139H0L1 141H2ZM33 139V140H34ZM40 139H42V140H40ZM140 139H143V138H140ZM154 139V140H153ZM171 139H172V143L171 144H173L174 143V145H175V147H176V144H177V147H181L180 149H182V151L181 150H179V148H178V150L177 149H175L174 147V149L176 150H173L174 152H172V150H171V148H170V146H169V144L167 145V147L165 146H161V143L162 144H164L165 145V143H168V142H171ZM206 139V138H205ZM18 140V139H17ZM16 140V141H17ZM24 140V139H23ZM24 140V141H25ZM106 140V141H105ZM118 140V141H119ZM123 140H126V139H123ZM122 140V142H124ZM148 140V141H149ZM162 141L161 143H160V141ZM165 140H169L168 142H166ZM177 140H178V142H177ZM203 140V139H202ZM38 141V140H37ZM100 141H103V142H106V144H102V146H101V144H100V146L98 147V142H100ZM157 141H159V142H157ZM165 141V142H164ZM3 142V141H2ZM18 142V141H17ZM28 142V141H27ZM27 142H24V143H26L25 145H30L29 143L27 144ZM68 142H71V144L70 145H68L67 143ZM120 142V141H119ZM136 142V144H134ZM140 142V141H139ZM175 142H177L176 144H175ZM181 142V143H180ZM35 143V142H34ZM159 143V145H157ZM184 143V144H183ZM192 143H193V145H192ZM194 143H196V144H194ZM199 143H200V141H199ZM201 143H203L202 141H201ZM39 144H40V142H39ZM41 144H40V146H41ZM125 144V143H124ZM35 145H37L36 143H35ZM55 145H57V146H54ZM65 145H68V147L67 146H65ZM121 145V144H120ZM122 145H123V143H122ZM138 145V146H137ZM181 145V146H180ZM192 145V146H191ZM203 145H204V143H203ZM202 145V146H203ZM214 145H215V143H214ZM26 146V147H27ZM159 146H161V147H159ZM173 146V145H172ZM198 146V145H197ZM201 146V147H202ZM16 147V146H15ZM14 147V148H15ZM26 147H25V149H26ZM38 147V146H37ZM70 147H72V149H73V147H74V150L73 151H70ZM176 147V148H177ZM193 147V148H192ZM201 147H200V149H201ZM203 147H206V145H204ZM202 147V148H203ZM13 148V149H14ZM18 148H20L19 146H18ZM35 148H36V146H35ZM45 148V149H44ZM164 148V149H163ZM199 147H197V149H198ZM207 148H208V146H207ZM206 148V150L207 151H209L208 149ZM27 149H28V147H27ZM123 149L125 150V151H123ZM127 149V150H126ZM192 149V150H191ZM11 150V149H10ZM14 150H16L17 151V149L15 148ZM13 150V151H14ZM32 150V149H31ZM41 149H38L37 150V152H39ZM63 151V153H66V154H63L62 153V151ZM161 150L163 151V152H161ZM165 150V151H164ZM203 150H205L204 148H203ZM205 150V151H206ZM16 151L15 152H13V153H15L14 155H16L17 156V154H16ZM19 151H20V149H19ZM42 151V150H41ZM149 151V152H148ZM150 151H151V153H152V156L153 157H149L148 155H145L144 153H146L147 154V152H148V154L150 153ZM185 151H187V150H185ZM198 151V153H199V155L196 153H194V158L193 159H191V160H194L197 164H195V162L192 164V165H196L195 167H197V169H198V166H205L206 165V169H208V170H211L212 171V169H213V166L214 167H216V164H214V163H211L209 160L207 161L205 158H207V157H204V155H206L207 153L206 152H204L205 154H203V153H201V150H197ZM200 151V152H199ZM211 151V150H210ZM31 152V151H30ZM33 153H34V151H32ZM43 152V151H42ZM168 152H170V153H168ZM178 152H180V153H178ZM203 152V151H202ZM17 153H18V155H20L19 154V152L17 151ZM41 153V152H40ZM165 153V154H164ZM201 153V154H200ZM22 154V153H21ZM28 154H29V151H28ZM31 154V153H30ZM29 154V155H30ZM35 154H36V149H35ZM128 154V155H129ZM174 154V155H175ZM203 154V155H202ZM34 155V154H33ZM32 155V156H33ZM37 155L39 156V154L37 153L36 154V157H37ZM83 155V156H82ZM127 155V156H128ZM149 155H151V154H149ZM165 155V156H164ZM174 155H169L170 157L171 156H174ZM180 155H179V157H180ZM191 155H192V153H191ZM209 156H210V152H209V154H208ZM207 155V156H208ZM121 156H123V155H121ZM132 156V155H131ZM168 156V160H171L172 158H170ZM176 156V155H175ZM174 156V157H175ZM182 156H183V154H182ZM21 157V156H20ZM28 157V156H27ZM33 157H35V155L33 156ZM36 157L34 158V159H31V161L33 160L34 162H31L32 164L34 163V164H37L38 162H39V158H37L36 159ZM85 157V156H84ZM129 157H130V155H129ZM166 157V158H165ZM173 157V158H174ZM177 157V156H176ZM184 157H185V155H184ZM30 158V157H29ZM32 158V157H31ZM139 158L141 159L140 161H139ZM182 158V157H181ZM181 158H179V160L181 159ZM209 158V157H208ZM22 159V158H21ZM52 159V158H51ZM131 159H132V157H131ZM178 158H175L174 160L177 162V161H179V160H177ZM38 160V161H37ZM132 160H134V158L132 159ZM164 162H163V161ZM212 160H213V158H212ZM216 160V159H215ZM50 161V160H49ZM63 161V162H62ZM174 161V164L176 163ZM181 161V160H180ZM65 162H66V160H65ZM93 162H92V164H93ZM127 162V163H126ZM129 162H131V163H129ZM183 162V161H182ZM182 162H180V163H182ZM214 162V161H213ZM40 163V162H39ZM90 163V162H89ZM142 163H144V165H146L147 164V166H145V167H147L146 169H144L143 167H142ZM166 163L168 164V166L169 167H172V170L170 171L169 170V168L168 169H165L164 167H166L167 165H166ZM32 164H30L29 165V167H31V169H32ZM78 164H80V163H78ZM125 164L127 165V166H125ZM152 164H154V168L152 167ZM178 164V163H177ZM176 164V165H177ZM199 164V165H198ZM212 164H213V166H212ZM28 165V164H27ZM41 165V164H40ZM190 165V164H189ZM198 165V166H197ZM211 165V166H210ZM42 166V165H41ZM51 166V165H50ZM93 166V165H92ZM97 166H96V169H97ZM112 166V168L110 169V167ZM124 166H125V168H124ZM35 167V166H34ZM33 167V168H34ZM38 167H39V164H38ZM38 167H35V168H37L38 169ZM44 167V166H43ZM69 167V166H68ZM91 167V166H90ZM94 167H95V165H94ZM210 167H212V169L210 168ZM42 167H40L39 169H41ZM155 168H157V169H155ZM205 168V167H204ZM46 169V168H45ZM60 169H62V168H60ZM111 170V171H109V172H107V170ZM161 171H160V170ZM165 169V170H164ZM171 169V168H170ZM216 169H217V167H216ZM26 171L28 170V166H27V168L25 169ZM30 170V169H29ZM28 170V171H29ZM94 170H95V168H94ZM153 170V171H152ZM160 171V172H157V171ZM172 171V172H175V174H176V176L177 177H175V181H177L176 183H180V180H182L183 178H185L186 176H185V174H182L183 173V171H182V173H181V171L180 172H176V171ZM194 170V169H193ZM203 170V169H202ZM239 170V169H238ZM41 171V170H40ZM39 171V172H40ZM43 172H44V170H42ZM41 171V172H42ZM72 171V170H71ZM90 171V170H89ZM155 171H156V173H155ZM203 171H205V170H203ZM207 171V170H206ZM24 172V171H23ZM30 172V171H29ZM60 172V171H59ZM208 172V171H207ZM206 172V173H207ZM210 172V171H209ZM238 172V171H237ZM1 173V172H0ZM26 172H24V174H25ZM86 173V172H85ZM99 173V172H98ZM29 173H26L25 174V177H27V176H31L32 174H34V173H32V174H29ZM38 174V173H37ZM37 174H35V176L34 177H36V175ZM43 173H41L40 174V176L42 175ZM115 174V175H116ZM173 174V173H172ZM170 175V177L172 176L173 177V175ZM174 174V175H175ZM214 174V173H213ZM3 175V174H2ZM8 175V174H7ZM6 175V176H7ZM27 175V176H26ZM158 175H160V176H158ZM180 175V176H179ZM16 176V175H15ZM24 176V175H23ZM38 176H39V174H38ZM38 176H37V178H38ZM44 176V175H43ZM61 176V175H60ZM0 177H1V175H0ZM11 177V176H10ZM25 177H23V178H25ZM32 177V176H31ZM31 177H30V180H31ZM172 177H171V180L170 179H168V180H170L171 182L172 181H174V180H172ZM2 178H3V176H2ZM2 178H0V182L2 183L4 180H6L5 179V176H4V178L2 179ZM8 178V177H7ZM33 178V177H32ZM40 178V177H39ZM98 178V179H99ZM152 178H154V179H152ZM187 178H188V176H187ZM207 178H208V176H207ZM3 181H2V180ZM11 179V178H10ZM12 179H13V177H12ZM27 179V178H26ZM29 179V178H28ZM75 179V180H76ZM125 179V178H124ZM15 180L16 179H13V181L15 182ZM35 181H36V179H34ZM34 180H33V184L35 183V185L37 184V186H38V183H36V182H34ZM45 180H46V178H45ZM45 180H43V182L42 183H45L44 181ZM105 180H106V182H105ZM116 181V182H114V183H116V184H113V181ZM165 180V179H164ZM215 180V179H214ZM7 181V180H6ZM8 181H9V179H8ZM7 181V182H8ZM12 181V182H13ZM17 181V180H16ZM22 181H23V179H22ZM26 181V180H25ZM42 181V180H41ZM109 181H112L111 183H110V186L108 187V188H106L107 187V185H109ZM121 181V180H120ZM163 181V180H162ZM166 181V180H165ZM174 181V182H175ZM211 181V180H210ZM31 182V181H30ZM38 182V181H37ZM99 182H101L99 185H100V187H98L97 185H98V183ZM122 182H123V180L121 181V183H119V184H122ZM131 182V183H132ZM155 182V181H154ZM157 182H160L158 179H157ZM206 182H208V181H206ZM0 183V184H1ZM24 183V182H23ZM22 183V184H23ZM25 183H28V182H25ZM24 183V184H25ZM32 183V182H31ZM30 183V184H31ZM40 183V182H39ZM73 183V182H72ZM92 183V184H91ZM97 183V184H96ZM139 183H137V184H139ZM163 184H164V182H162ZM161 183V184H162ZM181 183H182V181H181ZM183 183H185V182H183ZM182 183V184H183ZM212 183V182H211ZM5 184V183H4ZM52 184V183H51ZM73 184V185H74ZM104 184H106V185H104ZM141 184H139V186H141ZM152 184V183H151ZM155 185H156V183H154ZM167 184V183H166ZM169 184V183H168ZM177 184V185H178ZM207 184V183H206ZM214 184V183H213ZM212 184V185H213ZM18 185V183L17 184H15V185H10V186H17ZM27 185V184H26ZM41 185V184H40ZM45 185H48V183L47 184H45ZM55 185H56V183H55ZM54 185V187H56ZM68 185V184H67ZM74 185V186H75ZM115 185H116V187H115ZM147 185H149L150 186V184H147ZM151 186V187H157V186ZM159 185V184H158ZM170 185V184H169ZM210 185V184H209ZM1 186V185H0ZM8 186V185H7ZM21 186V185H20ZM24 186V185H23ZM22 186V187H23ZM28 186H29V184H28ZM34 186V185H33ZM32 186V187H33ZM48 186H50V184L48 185ZM77 186V185H76ZM106 186V187H105ZM120 186V185H119ZM122 186V185H121ZM138 186V185H137ZM136 186V187H137ZM2 187V186H1ZM24 187H26V186H24ZM32 187H30L31 189H32ZM35 187V186H34ZM42 187V186H41ZM51 187V186H50ZM63 187V186H62ZM144 187H145V185H144ZM144 187H142V188H144ZM2 188H5V186H3ZM13 188L14 187H10V189H12L13 190ZM20 188V187H19ZM36 188V187H35ZM43 188V187H42ZM48 187L46 186V189H45V191H47V190H50V196H51V189L50 188H48ZM52 188V187H51ZM77 188V187H76ZM76 188H75V192L77 193V191H76ZM95 188H97V190L95 189ZM106 188V189H105ZM112 188H110V189H112ZM146 188V187H145ZM148 188V187H147ZM18 189V187L16 188V190ZM27 190L26 191H28V189L29 188H26ZM34 189V188H33ZM38 189V188H37ZM53 189V188H52ZM65 189V188H64ZM71 189H73L74 190V188H73V186H72V188ZM119 189V188H118ZM118 189H116V190H118ZM156 189H158V188H156ZM0 190H1V188H0ZM3 190V189H2ZM1 190V191H2ZM8 190H9V188H8ZM15 190V189H14ZM21 190V189H20ZM24 190V189H23ZM34 190H36V189H34ZM44 190V189H43ZM54 190V189H53ZM57 190V189H56ZM56 190H55V192H56ZM59 190L60 191H58L57 190V192H59V193H57V194H55V195H57L55 198H50V196H47L48 194H47V192L46 193H44V194H47L46 196L49 198V200H50V202L51 201H53L54 199H57L58 201L60 200H63V201H65L66 199H70V198H72L74 195L72 194V192H71V190H69L68 191V189H67V192L65 191V192H62V188L60 189V186H59ZM72 190V191H73ZM78 190H81V189H78ZM116 190H114V192L116 191ZM138 190V189H137ZM147 190V189H146ZM152 190V189H151ZM17 191H19V190H17ZM25 190H24V192H26ZM40 191H42V189L40 190ZM40 191H38L37 192V190H36V193H39ZM94 191H96V193L94 192ZM99 191V192H98ZM111 191V190H110ZM154 192H157V190H153ZM8 192V191H7ZM12 192H14V191H12ZM29 193L31 192V191H28ZM26 193V194H28L29 195V193ZM74 192V191H73ZM81 192V191H80ZM81 192V193H82ZM97 192H98V195H97ZM123 192V191H122ZM2 192H0V194H1ZM5 193V192H4ZM16 192H14V194H15ZM19 193H20V191H19ZM18 193V194H19ZM32 194H33V192H31ZM43 193V192H42ZM75 193V194H76ZM100 193V194H99ZM102 193V194H101ZM10 194H11V191H10ZM9 194V195H10ZM24 194V193H23ZM23 194H22V196H23ZM32 194H30L31 196H33ZM35 194V193H34ZM40 194V193H39ZM71 194L73 195V196H71ZM83 194V193H82ZM143 194V193H142ZM3 195V194H2ZM17 195V194H16ZM30 195L27 197V198H29L30 197ZM41 195V194H40ZM40 195H38V196H40ZM53 195V194H52ZM77 195V194H76ZM84 195V194H83ZM94 195H97V197H95ZM113 195V194H112ZM119 195V194H118ZM4 196H6V195H4ZM13 196V195H12ZM12 196H10V197H12ZM15 196V195H14ZM25 196V195H24ZM35 196V195H34ZM38 196H37V198H38ZM82 196V195H81ZM80 196V197H81ZM86 196H87V194H86ZM106 196H108L107 198H105ZM120 196V195H119ZM119 196H115V197H113V199H118L117 197H119ZM0 197H2V196H0ZM6 197H8V196H6ZM6 197H5V199H6ZM16 197H18V196H16ZM20 197V196H19ZM40 197H44L43 195H41ZM47 197H45V199L47 198ZM78 197V196H77ZM80 197H78V198H80ZM90 197V196H89ZM88 197V198H89ZM109 197H110V199H109ZM3 198V197H2ZM13 198V197H12ZM20 198H22V197H20ZM32 198V197H31ZM37 198H36V196H35V199L37 200ZM85 198V197H84ZM84 198H82V199H84ZM18 199V198H17ZM23 200H25L26 199V197H25V199L24 198H22ZM21 199V200H22ZM40 199L41 198H39V202H40ZM43 199V198H42ZM74 199V198H73ZM72 199V200H73ZM7 200V199H6ZM11 200V199H10ZM27 200V199H26ZM48 200V201H49ZM71 200V199H70ZM74 200H76V198L74 199ZM88 200V199H87ZM91 200V199H90ZM124 200V199H123ZM9 201V200H8ZM29 201V200H28ZM27 201V202H28ZM30 201H34V197H33V199H31ZM29 201V202H30ZM38 201V200H37ZM36 201V203L38 204V206H37V204L35 205L37 208H40L41 207V205H44V203L43 204H41V203H39V202H37ZM41 201H43V200H41ZM47 201V203H49ZM55 201V200H54ZM59 201V202H60ZM68 201V200H67ZM78 201V200H77ZM82 201H79L78 203H77V206H79V205H82ZM91 201H93V199L91 200ZM119 201V200H118ZM2 202V201H1ZM0 202V203H1ZM14 202V201H13ZM94 202V201H93ZM3 203V202H2ZM6 203V202H5ZM16 203V202H15ZM19 203H21L20 201H19ZM23 203L25 204V202L23 201ZM32 203L33 202H31V206H32ZM52 203V202H51ZM58 203V202H57ZM64 203V202H63ZM60 204V206L59 205H57L56 206V203L53 205V203H52V205H49L50 207H47L46 209H47V211L48 210H54L55 208H59V207H63V209L61 208V209H59L60 211H62V210H65V205H66V207H67V204ZM86 203H88V202H86ZM111 203H113V204H111ZM9 204V203H8ZM12 204V203H11ZM10 204V205H11ZM14 204V203H13ZM17 204V203H16ZM16 204H14L15 206H16ZM22 204V203H21ZM26 204H28V203H26ZM45 204H46V202H45ZM95 204V203H94ZM20 205V204H19ZM48 205V204H47ZM61 205H64V206H61ZM3 206V205H2ZM5 206V205H4ZM18 206V205H17ZM24 206V205H23ZM28 206V205H27ZM34 206V205H33ZM59 206V207H58ZM69 206H70V204H69ZM113 206V207H112ZM14 207V206H13ZM20 207H21V205H20ZM71 207H73V206H70V208ZM116 207V208H115ZM5 208H7V207H5ZM4 208V209H5ZM23 208V207H22ZM76 208V207H75ZM17 209L18 208H16V211H17ZM20 209V208H19ZM25 209V208H24ZM30 209H33V207L32 208H30ZM66 209H68V208H66ZM77 209V208H76ZM117 209V210H118ZM21 210V209H20ZM33 210H36V209H33ZM32 210V211H33ZM56 210V209H55ZM54 210V212L56 213V211ZM81 210V209H80ZM80 210L78 211V212H80ZM97 210V211H96ZM106 210H107V212H106ZM19 211V210H18ZM30 211V210H29ZM75 211V209L73 210V212ZM77 211V210H76ZM75 211V212H76ZM104 213H103V212ZM112 211V210H111ZM21 212H24V211H20V213ZM59 212V211H58ZM58 212H57V214L56 215H58ZM65 212V211H64ZM69 213L71 212V209L68 211ZM67 212V210H66V213H67V216H70V215H68L69 213ZM110 212V211H109ZM25 213V212H24ZM50 213H51V211H50ZM54 213V214H55ZM62 213H63V211H62ZM61 213V214H62ZM72 213V212H71ZM77 213V212H76ZM76 213H75V215H76ZM97 213V214H96ZM112 213V212H111ZM129 213V212H128ZM133 213V212H132ZM16 214H17V212H16ZM65 214V213H64ZM63 214V215H64ZM80 214V213H79ZM94 214H96V215H94ZM134 214V213H133ZM132 214V215H133ZM18 215V214H17ZM24 215H27V212L24 214ZM23 215V218L25 217ZM59 215H60V213H59ZM81 215V214H80ZM95 217H94V216ZM98 215V216H99ZM20 216V214L18 215V217ZM21 216H22V213H21ZM55 216V215H54ZM65 216H66V214H65ZM64 216V217H65ZM72 216H73V214H72ZM71 216V217H72ZM77 216V218L79 217V219H81L80 218V216H78V215H76ZM100 216H99V218H100ZM131 216V215H130ZM17 216H16V218H18ZM70 217V218H71ZM73 217H75V216H73ZM72 217V218H73ZM82 217V216H81ZM92 217H88V218H92ZM104 217V216H103ZM19 218H21V217H19ZM68 219H70L69 217H67ZM66 218V219H67ZM71 218V219H72ZM76 218V219H77ZM98 218V219H99ZM107 218V217H106ZM22 219V218H21ZM74 219V218H73ZM75 219V220H76ZM78 219V220H79ZM85 218L83 217V219L82 220H84ZM98 219H96V220H98ZM105 219V218H104ZM124 219V218H123ZM82 220H81V222H82ZM100 220V219H99ZM102 220V219H101ZM80 222V223H81ZM141 223V222H140ZM146 223V222H145ZM76 224H78V223H76ZM82 224V223H81ZM80 225V224H79Z\"/></svg>",
    "mask_w": 264,
    "mask_h": 264
}]
</instances>
